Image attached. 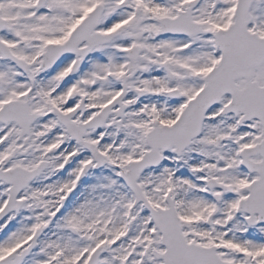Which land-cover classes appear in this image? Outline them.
I'll return each instance as SVG.
<instances>
[{
    "label": "snow or ice",
    "instance_id": "snow-or-ice-1",
    "mask_svg": "<svg viewBox=\"0 0 264 264\" xmlns=\"http://www.w3.org/2000/svg\"><path fill=\"white\" fill-rule=\"evenodd\" d=\"M0 264H264V0H0Z\"/></svg>",
    "mask_w": 264,
    "mask_h": 264
}]
</instances>
